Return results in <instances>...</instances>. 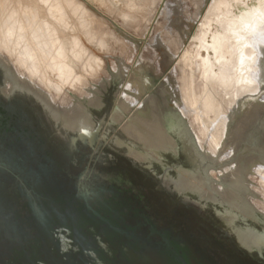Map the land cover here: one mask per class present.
<instances>
[{
	"label": "rangeland",
	"instance_id": "374dc122",
	"mask_svg": "<svg viewBox=\"0 0 264 264\" xmlns=\"http://www.w3.org/2000/svg\"><path fill=\"white\" fill-rule=\"evenodd\" d=\"M77 2L78 6L75 5L74 11L82 12L83 20L86 11L90 12L94 16L93 29L97 30L98 35L108 33V39L103 41L101 51L85 42L106 62L105 73L107 75L112 71L114 73V84L104 97L106 106L100 107L103 108L101 110L94 108L93 112L99 115L109 111L111 120L118 127L117 130L128 136L129 133L123 130V124L131 117L124 106L129 102L135 105L138 101L144 100V103L148 104L151 101L148 106H153L148 113L151 123L143 126L141 136L132 137L136 145H128V153L135 159L152 165L157 172L162 169L160 165L181 162L179 165L182 166L176 168L178 179L183 185L178 189L180 193L183 194L187 188L189 194H196L210 202L221 200L224 203L240 205L244 214L256 221L264 222V180L255 174L256 171L247 170L245 174L250 188L254 190L253 195L249 194L250 191L246 193L238 190V185L229 183L230 179L224 176L231 165L220 161L221 159L228 161L232 153V142L226 126L229 118L231 120L230 101L221 88L227 87L228 93L239 92L236 79L224 77L223 83L220 72L223 63H228L231 59L228 49L232 51V47L226 25L232 21L231 17L257 6L259 0H77ZM11 6L16 12L17 3L14 0H0V16L3 9L8 12ZM25 6L23 12L31 11V15L34 16L38 13L39 7L33 0ZM218 7L222 10L217 11L215 8ZM135 8L137 10H134ZM130 10L134 11L131 13ZM112 11L114 12L111 13ZM34 16H31V19ZM4 21L0 25V61L8 70L10 80L17 79L22 87L30 88L29 90L44 101L54 118L69 120L66 127L74 129L76 124L73 123L79 116L88 117L87 111L83 110V114H80L78 111H64L66 109L58 107L59 97L54 92L51 93L45 84L49 77L42 78L44 83L37 76L35 80L38 84L32 85L30 78H27L32 73H22L24 71L18 66L19 61L14 58L13 50H9L13 47L15 50L20 46L16 40L17 20ZM24 22L27 23V19ZM30 24L34 27L33 21ZM38 34L41 36L42 31L39 30ZM83 39L85 40L84 37ZM20 41L24 43L25 37ZM4 42L8 44L5 45ZM32 44L33 52L38 56L43 55L44 50L41 49L39 42L35 41ZM223 49L225 53H222ZM21 54L25 55L23 51ZM37 62L41 64V59ZM40 71L45 70L41 68ZM209 71L216 79L206 91L205 76ZM105 73H102L101 77H105ZM130 73L133 74L134 80L128 81L125 78ZM165 79L166 84L163 86ZM120 89L124 92L118 96ZM202 94L205 103L200 107ZM214 98L217 100L214 101ZM67 101L73 104L71 99L67 98ZM115 104L120 106L117 108ZM73 105L74 109L79 107V104ZM208 108L211 111H208ZM260 115H257L258 119L264 116ZM152 118H155V124H152L154 123ZM165 120L175 124L177 131H180L179 138L171 128L165 126ZM256 120V115L254 118H249L248 115L236 124L243 127L248 122L243 133L245 140L252 145H256V141L253 140L255 136L251 134V131H256ZM258 121L264 125L263 119ZM155 125L159 127V132L152 130ZM249 125H252V128L248 127ZM147 131L151 136H147ZM257 131L263 138L264 126L258 127ZM212 132L220 133L223 140L217 157L209 145L211 142L207 139ZM180 139L184 146L180 144L179 150L177 140ZM188 144L192 148V153L187 150ZM182 148L184 152L181 151ZM179 151L185 155L190 167L182 155L178 154ZM225 154L227 155L223 158ZM193 158H198L199 167L191 163ZM17 254L16 264H23L25 261H21L20 254Z\"/></svg>",
	"mask_w": 264,
	"mask_h": 264
},
{
	"label": "flooded vegetation",
	"instance_id": "af4514ba",
	"mask_svg": "<svg viewBox=\"0 0 264 264\" xmlns=\"http://www.w3.org/2000/svg\"><path fill=\"white\" fill-rule=\"evenodd\" d=\"M13 79L0 61V264H16L15 250L24 242L35 243L41 234L47 238L44 213L54 223L65 221L67 208L56 201L73 198L86 174L83 184L105 187L131 214L152 219L161 228L181 230L211 264H264L263 221L236 218L230 224L222 205L180 193L175 181L181 162L160 165L159 173L132 157L127 151L131 141L117 131L109 111L91 112L87 127L70 129L30 88ZM86 132L94 135L93 141ZM177 142L180 150L182 139ZM178 154L188 164L185 155ZM247 229L256 243L251 237L241 240L238 232Z\"/></svg>",
	"mask_w": 264,
	"mask_h": 264
},
{
	"label": "bare ground",
	"instance_id": "6f19581e",
	"mask_svg": "<svg viewBox=\"0 0 264 264\" xmlns=\"http://www.w3.org/2000/svg\"><path fill=\"white\" fill-rule=\"evenodd\" d=\"M33 1L39 7L38 13L35 16L31 15V11L23 12L26 8L25 5L32 3V0H14V2L17 3L16 12L13 6L8 9V12L7 10H2V15L0 16V25L5 22L4 20L7 21V19L17 20L16 40H18L20 46H18V48L15 50L14 47L9 50H13L12 54L14 58H17L19 61L18 66L24 71L22 73H32V75L27 77L28 79L30 78L29 80L32 85L38 84L35 80L37 76L40 77L41 81H43L42 78L47 79L49 77V79L46 80V83L44 81L43 82L50 89L51 93L54 92V94L59 97V101L57 102L58 107L66 109L64 111H78L81 112L80 114H83V110L87 111L86 113L88 114V117L79 116L78 120L73 123L76 124L74 127L75 130H78L80 127L81 129H84L87 127L85 125L90 122V115L91 112H93V109H103L100 107L105 104L104 97L106 92L109 91L110 86L114 84L113 71L108 75L105 73L107 71L106 62H104L100 56L86 44V42L89 45L94 46L97 50L101 51L103 48V41L108 39V33L100 34L101 36L98 35L99 33L96 32L97 30L95 31V29H93V15L90 14V12L86 11V17L83 20V13L74 11L75 5L78 6L77 0ZM215 9L217 11L222 10L221 7ZM134 10L137 9L135 8ZM134 10H130L131 13ZM139 11L140 9H138V12ZM113 12L114 11L111 13ZM135 12L134 14H137ZM31 16L34 17L31 19ZM231 18L232 21L228 22L226 25L228 39L232 47V51H229L228 49V52L231 54V59L228 63H223L220 72L222 74L221 77L223 79V83L224 77H234L236 79L238 82L239 92L232 91L231 93H228L229 89L227 87L221 88L226 92V96L230 101L229 111L231 120L229 118V123L226 126L227 132L229 133L232 142V153L230 158H228V161L221 158L220 161H225L231 165L230 169L226 170L224 174L226 179H230L229 183L238 185V190H243L246 193L250 191L251 193L249 192V194L253 195L254 190L252 187L250 188V184L245 172L247 170L256 171L255 174H258L259 178L264 180V148H261L257 152L256 145H250L245 140L243 130L248 125V122L245 125L243 124V127H241L239 124L236 126V124L248 115L249 118H254L256 115L257 101L260 102V107L264 109V0H259L257 6L249 8L248 10L238 14L236 17ZM25 19H27V23L24 22ZM31 21L34 22V27L32 24H30ZM103 25L105 24L103 23ZM99 28L101 29L102 25H100ZM39 30L42 31L41 36L38 34ZM86 31H89V33H86ZM24 37L26 41L22 43L20 40H22ZM30 40L32 43H35V41L39 42L41 49L44 50L43 55L38 56L35 54V52H33L34 48H32L33 44L30 42ZM4 43L5 45L8 44V42ZM22 51L25 55L21 54ZM222 53H225L224 49ZM40 59L41 64L37 62ZM41 68L45 71L41 72ZM22 73L20 72L21 75ZM102 73H105L106 76L101 77ZM132 75L133 74L130 73L125 79L128 81L134 80V76ZM55 78H57V80ZM215 79V75L210 71L209 73H206V91L208 90V86H210L212 81ZM128 81H126V85L128 84ZM165 84L166 79L163 86ZM123 92L124 90L120 89L118 96L122 95ZM67 98L71 99L73 104H79V107L77 106L74 109V105L69 103ZM216 100L217 99L214 98V101ZM117 101L118 100H116V102ZM200 101L202 103L200 107H202V105L205 103V97L203 94ZM249 101L250 104H252V110H250V112H248L246 109H243V107ZM150 102L151 101H149V104ZM149 104L144 103L143 100L138 101L135 105L133 102H129V104L124 106V109L130 112L129 116L131 119L123 124V130L129 133L128 138L131 142L129 140L128 141L131 144L136 145L132 140V137L141 136V129L143 126H148L151 123L148 118V113L151 111L150 109H152L153 106L151 105V107H148ZM118 106L120 105H116L117 108ZM211 106L213 107L212 99ZM208 111L211 110L208 108ZM55 116L58 115L55 114ZM59 120L63 121L62 119ZM152 120L154 122L152 124H155V118H152ZM63 123L67 126L69 120L63 121ZM164 124L168 129L171 128L177 137L179 136L178 133L180 131H177L173 122L170 123L165 120ZM152 130L159 132V127L155 125ZM214 130L216 131V129ZM117 131L121 132L119 130ZM146 133L148 134L147 136H151L150 132L148 133L147 131ZM85 134L89 137L90 141H93V134H88V132ZM220 135V133L212 132L209 138H207L211 142L209 145L216 157L219 156L217 151L220 148V145L223 143L222 137ZM187 150L189 152L191 151L190 153L193 152L190 144H188ZM226 155L227 154H225L223 158L226 157ZM197 159L193 158L191 163L199 167L200 164ZM163 177L165 178V176ZM175 183L177 185V190L183 186L181 185L179 179H177V182L175 181ZM187 190L188 189L186 188L183 193L186 196L189 195ZM198 198L199 200H203L202 203L204 204L214 203L213 205H222V207L226 210V213H224V218L226 221H229L230 224H235L236 218H242L245 222L249 223L251 221H256L244 214L240 208V205L224 203L221 200H215L210 203V201L207 199H202L200 196H198ZM238 233L242 241H246L247 238L250 239V237L254 239V242L256 241V238H254V235L251 234V231L248 229L245 231L240 230Z\"/></svg>",
	"mask_w": 264,
	"mask_h": 264
},
{
	"label": "water",
	"instance_id": "95a60500",
	"mask_svg": "<svg viewBox=\"0 0 264 264\" xmlns=\"http://www.w3.org/2000/svg\"><path fill=\"white\" fill-rule=\"evenodd\" d=\"M259 104L257 101L256 131H251L257 152L264 148V136L260 137L257 131L264 126L258 121L264 120V116L257 117L264 115ZM251 105L249 101L244 109L250 112ZM88 177L86 174L80 180L79 191L73 198L56 201L67 208V212L63 211V223H54L45 213L41 216L46 222L47 238L41 234L35 243L24 242L15 250L21 261L29 264H211L181 230L175 226L161 228L152 219L131 214L129 206L117 196L106 194L105 187L83 184ZM67 253L75 256L68 258Z\"/></svg>",
	"mask_w": 264,
	"mask_h": 264
}]
</instances>
